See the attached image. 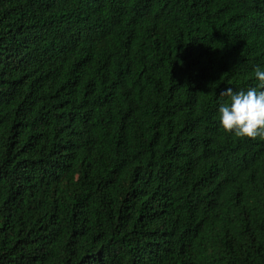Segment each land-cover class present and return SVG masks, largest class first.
Wrapping results in <instances>:
<instances>
[{
    "label": "trees",
    "instance_id": "1",
    "mask_svg": "<svg viewBox=\"0 0 264 264\" xmlns=\"http://www.w3.org/2000/svg\"><path fill=\"white\" fill-rule=\"evenodd\" d=\"M264 0H0V264H264Z\"/></svg>",
    "mask_w": 264,
    "mask_h": 264
},
{
    "label": "clouds",
    "instance_id": "2",
    "mask_svg": "<svg viewBox=\"0 0 264 264\" xmlns=\"http://www.w3.org/2000/svg\"><path fill=\"white\" fill-rule=\"evenodd\" d=\"M253 73L256 86L221 93L227 99L218 106L219 127L237 138L264 139V68L257 65Z\"/></svg>",
    "mask_w": 264,
    "mask_h": 264
}]
</instances>
